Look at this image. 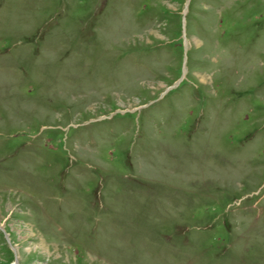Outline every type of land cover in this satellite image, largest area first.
Instances as JSON below:
<instances>
[{"label": "rangeland", "instance_id": "rangeland-1", "mask_svg": "<svg viewBox=\"0 0 264 264\" xmlns=\"http://www.w3.org/2000/svg\"><path fill=\"white\" fill-rule=\"evenodd\" d=\"M0 264H264V0H0Z\"/></svg>", "mask_w": 264, "mask_h": 264}]
</instances>
